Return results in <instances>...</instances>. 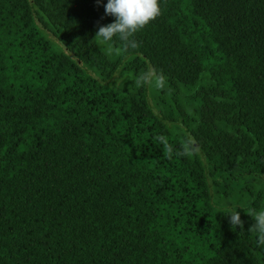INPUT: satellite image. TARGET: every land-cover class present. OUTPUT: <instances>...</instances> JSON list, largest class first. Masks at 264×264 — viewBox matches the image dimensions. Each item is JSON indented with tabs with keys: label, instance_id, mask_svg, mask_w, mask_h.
<instances>
[{
	"label": "trees",
	"instance_id": "obj_1",
	"mask_svg": "<svg viewBox=\"0 0 264 264\" xmlns=\"http://www.w3.org/2000/svg\"><path fill=\"white\" fill-rule=\"evenodd\" d=\"M106 2L0 0V264H264V0Z\"/></svg>",
	"mask_w": 264,
	"mask_h": 264
},
{
	"label": "clouds",
	"instance_id": "obj_2",
	"mask_svg": "<svg viewBox=\"0 0 264 264\" xmlns=\"http://www.w3.org/2000/svg\"><path fill=\"white\" fill-rule=\"evenodd\" d=\"M103 6L105 15L113 16L115 19L111 23L101 25L95 36H99L105 42L118 37L129 42L131 47H136V42L129 38L157 17L161 11L159 0H107ZM225 215L229 217L233 226L241 223L236 209ZM254 227L258 233L264 234V211L256 214Z\"/></svg>",
	"mask_w": 264,
	"mask_h": 264
},
{
	"label": "rangeland",
	"instance_id": "obj_3",
	"mask_svg": "<svg viewBox=\"0 0 264 264\" xmlns=\"http://www.w3.org/2000/svg\"><path fill=\"white\" fill-rule=\"evenodd\" d=\"M130 57V56H129ZM127 57V59L129 58ZM137 77V75L135 74V72H133L132 70L129 69H123V67H121V69L119 71H117V73L109 80L108 84L109 85H123V86H127L130 84L131 81H133V79H135ZM151 76L149 75V78ZM253 176L252 174H248V178ZM254 179L257 178L256 175L253 176ZM246 183H249L248 179H242L239 181V183H234V185L238 188L243 189V193H245L246 195H250V191L252 190H260V185H258L256 183V180L251 181V183H249V185L246 186ZM247 187V188H246ZM239 200V194H233L230 197V201L235 204L237 203Z\"/></svg>",
	"mask_w": 264,
	"mask_h": 264
}]
</instances>
